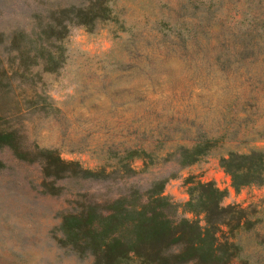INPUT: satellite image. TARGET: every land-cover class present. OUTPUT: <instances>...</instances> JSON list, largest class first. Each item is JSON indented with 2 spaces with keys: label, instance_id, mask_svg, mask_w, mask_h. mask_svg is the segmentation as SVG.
<instances>
[{
  "label": "rangeland",
  "instance_id": "rangeland-1",
  "mask_svg": "<svg viewBox=\"0 0 264 264\" xmlns=\"http://www.w3.org/2000/svg\"><path fill=\"white\" fill-rule=\"evenodd\" d=\"M87 1L0 0V130L104 174L52 180L1 146L0 264H92L58 241L63 214L159 179L181 203L187 176L248 213L249 228L218 233L238 246L228 264H264V183L234 190L218 162L264 151V0H105L108 18L91 28L70 23L44 49L10 45ZM197 144L204 153L180 165L179 148Z\"/></svg>",
  "mask_w": 264,
  "mask_h": 264
},
{
  "label": "trees",
  "instance_id": "trees-1",
  "mask_svg": "<svg viewBox=\"0 0 264 264\" xmlns=\"http://www.w3.org/2000/svg\"><path fill=\"white\" fill-rule=\"evenodd\" d=\"M108 10L105 0L58 8L50 12L36 36L31 38L19 31L13 33L9 43L17 50L44 49L51 39L63 38L70 23L91 28L96 21L108 18ZM56 62L47 54L43 67L53 70ZM1 146H8L18 158L37 161L43 176L52 180L104 175L101 169L90 170L78 161L62 159L55 149L22 146L15 129L0 130ZM204 151V144L180 147L178 162L191 164ZM218 162L234 190L264 183L261 149L229 150ZM164 182L154 181L142 192L130 188L112 199L82 203L76 212L62 215L58 241L79 255L90 256L92 264H228L238 246L227 235L219 238L218 233L222 226L228 235L239 228H249L246 209L238 204L222 205L223 189L212 181L193 180L191 176L184 179L187 198L176 203L162 193Z\"/></svg>",
  "mask_w": 264,
  "mask_h": 264
}]
</instances>
